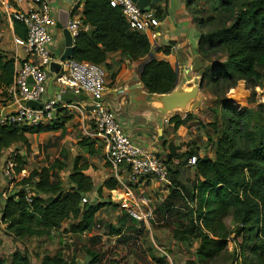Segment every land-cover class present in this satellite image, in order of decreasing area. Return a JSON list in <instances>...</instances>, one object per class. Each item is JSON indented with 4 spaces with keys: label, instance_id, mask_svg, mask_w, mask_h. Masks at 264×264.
I'll use <instances>...</instances> for the list:
<instances>
[{
    "label": "trees",
    "instance_id": "trees-1",
    "mask_svg": "<svg viewBox=\"0 0 264 264\" xmlns=\"http://www.w3.org/2000/svg\"><path fill=\"white\" fill-rule=\"evenodd\" d=\"M204 1L210 4V14L206 17L202 16L203 9L196 7V0L187 3L200 34L197 52L202 61H209L210 54L215 52H223L225 56L223 63L208 66L209 72L204 78L215 84L227 83L233 78L261 80L255 68L264 66V0ZM153 10L161 18L162 8L156 5ZM1 19L0 12V22ZM81 21L89 30L81 31L75 38L72 59L102 66L111 72L112 84L116 73L106 60L109 53L119 52L129 62L144 60L139 65L138 80L148 94L163 95L175 90L177 73L168 60L169 49L154 48L145 33L131 30L120 10L111 7L110 0H84ZM12 30L15 37H26L21 23L13 20ZM158 55L164 60L158 59ZM14 63L13 57L0 53V95L6 100V89L13 82ZM221 109L222 122L209 124L216 137L213 159L189 152L182 154L186 158L175 164L176 148H170L165 161L170 179L168 194L154 209V217L157 215L159 222L173 228L172 236L177 244L195 246L191 241L197 240L194 259L187 264H211L226 251L232 235L237 247L232 264H264V124L258 122L260 114L254 115L251 110L237 112L229 101L223 102ZM63 114L59 110L54 120L36 127L0 125V157L16 144L29 151L27 135L63 133L65 123L70 120V116ZM168 123L175 130L183 125L178 116L169 118ZM78 145L86 156L71 157L67 185L59 177L65 164L56 162L31 170L15 184L14 192L4 200L0 196V223L13 242L52 238L61 229L71 238L85 237L99 228L96 216L111 201L108 204L81 202L95 190L91 177L86 174L91 167L87 157L96 155L102 147L89 137ZM12 153L17 164L15 172L20 174L26 163ZM192 155L197 156L192 167L194 179L190 185L183 186L176 180L178 169L188 168L186 160ZM117 187L116 181L108 178L97 192ZM227 218L231 219L232 228L227 227ZM109 230L110 234H121L120 229L114 230L112 226ZM84 251L89 257L87 264H101L100 253L85 248ZM156 259L158 264H168L165 257ZM0 264H32V261L25 251L15 249L9 261L0 257ZM37 264L80 263L74 256L66 259L57 253L44 254Z\"/></svg>",
    "mask_w": 264,
    "mask_h": 264
},
{
    "label": "rangeland",
    "instance_id": "rangeland-1",
    "mask_svg": "<svg viewBox=\"0 0 264 264\" xmlns=\"http://www.w3.org/2000/svg\"><path fill=\"white\" fill-rule=\"evenodd\" d=\"M196 2L198 3L196 7L200 10L203 9L202 16H208L210 14V4L204 0H196ZM192 18L194 19L193 16ZM13 39L12 26L9 25L7 15L2 14L0 22V53L9 58H14L15 52H17L19 55L18 60H21L24 58L23 52L20 48H18L19 52L16 51ZM58 42H60V38L56 46H59ZM198 59L201 62V67L195 69L194 64H192L193 77L190 87L183 89L176 86L175 88V90L187 91L192 87H197L201 82L195 98L178 111L176 110L167 114L160 112L167 119L178 116L183 121V125L177 130L174 129L173 124H160L162 132L159 146H163V154L159 156L164 160L170 154L171 147L176 148L175 154L178 156L174 159V162L184 160L186 156L181 155L189 152H196L200 158L207 157L213 159L215 156L216 137L213 128L209 124L214 123L219 125L222 122L221 105L223 102L229 101L237 112L243 113L245 110H251L254 115L260 114L258 122L260 121V123L264 124V66L258 65L255 68L256 72L262 76V79L259 81H255L252 77H248L247 79L233 78L227 83L219 82L215 84L209 83L207 77L204 78V74L209 72L208 66L221 64L225 61L223 52L211 53L209 61H202L200 55ZM140 62H144V60L136 62L133 69H129L134 79L130 82L123 81L122 85L125 89L128 85L137 82ZM121 65H125L122 59L119 60V66L122 67ZM130 65H127L129 66L128 68H130ZM110 73L105 71L106 87H110ZM135 95L139 99L137 102L134 100L138 104V107L140 109L148 108L144 107V95H141L139 91L131 94V96ZM158 99H162V97L154 96L152 102L154 104L156 101L159 103ZM2 101L3 96L0 95V105L3 103ZM69 112L64 111L63 114L70 116V120L65 123L63 133L27 135L30 144L29 151L19 144L12 147V151L21 156L26 163L25 169L20 173V177L27 176L31 170L49 167L56 162H62L65 164V168L59 171V177L64 185L68 184L66 176L70 169L71 157L77 155L86 156L78 143L82 139L87 138V133L90 132V129L82 127L83 123L80 118L75 117L77 113L70 115ZM153 133L156 134V132ZM145 138H147L148 142H152L150 136H145ZM103 151V148L100 149L93 156L94 158L90 159L92 161L90 171L93 181L98 183L102 180L103 174L107 175L109 173L108 170L104 169ZM6 154L8 153L4 151L3 155ZM2 156L0 157V164L4 160ZM100 166L102 170L98 171ZM20 177L18 176L17 182L20 180ZM193 179L194 170L192 168L183 167L178 169L176 180L181 185H190ZM158 183H160L159 191L154 193L144 191L142 193V196L145 197L149 206L153 209H156L165 199L163 192L167 191L169 187V185L161 182ZM15 184L6 182L3 186L4 189L0 190L2 200L16 190ZM91 195V198L88 197V200L93 199V203L95 204H108L110 202L106 189L101 193L97 192ZM225 222L227 227L232 228L230 218H227ZM96 223H98L99 228H96L92 234H87L85 237L73 236L71 238L66 236L61 229L53 234L52 238H30L19 243L16 242L17 244L12 241L11 237L6 233L5 226L0 223V257L9 261L11 253L17 249L25 251L31 258L32 264H37L39 258L44 254L54 255L57 253L62 254L66 259L74 256L76 262L87 264L89 257H87L84 251L85 248L100 253L103 257L101 264H158L156 258L164 256V253H166L167 257L165 261L168 264H187V262L194 259L197 240L191 241L195 243V246L191 245V243L186 244L187 246L177 244L172 236L173 228L164 226L163 222H159L157 215H155L154 221L150 224V230L144 228H141V230L137 228L136 223L134 224L122 216L116 203L110 202L109 205L105 206L97 214ZM110 226L114 230L120 229L121 234H110ZM64 227L65 224L63 225V229ZM137 230H141V232ZM151 238L155 240L156 245L164 253H161V250L158 251L150 248ZM92 239H94L93 242H91ZM232 239L233 235L230 237L226 251L211 264H232L234 262L237 247Z\"/></svg>",
    "mask_w": 264,
    "mask_h": 264
},
{
    "label": "built area",
    "instance_id": "built-area-1",
    "mask_svg": "<svg viewBox=\"0 0 264 264\" xmlns=\"http://www.w3.org/2000/svg\"><path fill=\"white\" fill-rule=\"evenodd\" d=\"M17 0H0V12L7 15L9 22L17 21L26 29V37L14 36L16 49L22 50L24 58L18 60L15 52L14 77L12 84L6 89L7 100L0 105V125L14 127H36L54 120L59 110L85 112L84 118L90 124L87 137L95 139L104 150V163L109 166L111 178L118 187L110 191V200L118 205L120 211L136 222L137 228L150 230L154 221V209L149 206L140 190L147 180L153 179L169 185L166 160L161 158L144 142L134 141L125 133L124 124L119 116L105 103L106 85L105 71L102 66L90 62H79L72 57L60 61V54H54L57 35V12L52 9L50 0H26L28 10H19ZM84 0H73L68 15L66 29L72 43L77 35L89 30L79 15V7ZM113 8H118L133 31L145 33L152 43L158 37L155 31L159 26V18L152 10L142 11L131 0H110ZM63 38V37H62ZM51 62H58L61 70L53 76L52 95H47V82L52 77L49 73ZM56 93H53L55 92ZM70 95L73 98H65ZM87 97V100L83 99ZM27 102H34L40 107H28ZM168 123V119H163ZM85 123V122H84ZM85 128V126H83ZM155 143L156 137L150 136ZM7 152V151H6ZM0 164V174L10 183H17L15 154L9 149ZM197 156H189L185 166H195ZM177 164V162H174ZM22 179V177H20ZM87 199H82V204ZM150 248L161 250L151 238ZM166 260V253H164Z\"/></svg>",
    "mask_w": 264,
    "mask_h": 264
},
{
    "label": "crops",
    "instance_id": "crops-1",
    "mask_svg": "<svg viewBox=\"0 0 264 264\" xmlns=\"http://www.w3.org/2000/svg\"><path fill=\"white\" fill-rule=\"evenodd\" d=\"M72 3L73 0H50L51 7L57 12V15L63 9H65L69 15L72 9ZM187 3L188 0H161L157 4L162 8L163 14L161 18H159L160 23L155 30L159 35L153 42L154 48L169 49L170 55L168 56V60L174 65V68H177V87H182L183 89L190 87V84L192 82L191 79L193 77V72L191 68L192 64H194V60L198 59L199 57L197 52V43L200 36L199 31L194 25L192 15L187 10ZM16 6L19 10L24 11L28 10L29 8L26 0H17ZM155 6L156 5L151 7L152 11H154L153 8ZM82 12L83 6H80L79 15L81 17ZM9 25L12 26L10 22ZM56 38L57 41L60 38V42H58L59 46L53 48V53L55 55L60 54L62 51H64L65 48L62 36L57 35ZM16 51H18V49H16ZM156 57L160 60H164L163 56L158 55ZM120 59H122L125 64L121 65L122 67L119 66ZM135 63L136 62H129L128 60H126L125 57L122 56L119 52L108 54L106 64H109L111 66L112 72L116 73V78L114 79L112 84L110 79V87H106L105 103L107 104L109 109H111L119 116L124 124L125 133L129 137H131L134 141L144 142L146 144V147L152 148L158 153V155H161L163 154V146H159V139L161 138L162 132L160 124L164 123L163 119L166 118V116H162V114L160 113V104L157 101L155 102V104L152 102L153 97L158 95L148 94L139 80H137V82L133 84L128 85L126 89L122 85L123 81L130 82L134 79V76L129 71V69H133ZM129 64H131L130 68H128L129 66H127ZM105 71L107 72V70ZM136 91H139L141 95H144V107L148 108L140 109L138 107V104L135 103L134 100H136L137 102V100L139 99L136 97V95L131 96V94ZM53 93H56V91ZM47 95L50 96L48 93ZM83 99L87 100V97L83 96ZM5 100L6 98L3 97L2 102L4 103ZM3 103L1 105H3ZM64 111H72L69 112L70 115H72L73 113H77L75 117L80 118L83 123L82 127H87V124H90V122H87L84 119L87 115L85 112L82 116V113L76 112L74 110L63 109V112ZM153 132H156V134H154ZM145 136H155V143H149ZM92 158L94 157H87L90 163H92V161H90V159ZM104 169L108 170L109 173H107V175L103 174V178L100 183L93 181V177L90 171L91 167L86 171V174L91 177L93 186L95 188L94 191L89 193L88 197L92 196L91 194H96L97 189L103 184V182L106 179L111 178V171L109 166L105 164ZM100 170H102L101 166L98 168V171ZM5 184L6 181L0 174V190L4 189L3 186ZM159 187L160 183H158L156 180L150 179L146 181V184L141 187L140 190L142 191V193L144 191L148 193H154L156 191H159ZM110 191L112 190H107L109 201H111ZM167 193V191H164L163 196L166 197ZM90 202L93 203V199L90 200ZM120 213H122V216L124 215L122 211H120Z\"/></svg>",
    "mask_w": 264,
    "mask_h": 264
},
{
    "label": "water",
    "instance_id": "water-1",
    "mask_svg": "<svg viewBox=\"0 0 264 264\" xmlns=\"http://www.w3.org/2000/svg\"><path fill=\"white\" fill-rule=\"evenodd\" d=\"M136 4V6L142 11H149L151 7L157 5L161 0H131ZM68 19V13L65 9L61 10L57 16V29L61 31L63 41H64V51L60 56V61H64L65 59H69L72 56L73 51V43L72 38L67 31L66 23ZM201 67V62L198 59L194 60V68L199 69ZM61 70V65L58 62H51L49 65V73L52 77L47 82V93L51 95L53 89V76L59 74ZM177 73V68H175ZM201 82L198 84L197 87H192L187 91L182 90H173L171 93L158 95L161 96L162 99H158L160 106V112L166 114L167 111L171 110H179L184 108L192 99L195 98L198 88L200 87ZM65 98L72 99L73 97L70 95L64 96ZM26 106L28 107H40V105L35 104L34 102H27Z\"/></svg>",
    "mask_w": 264,
    "mask_h": 264
},
{
    "label": "bare ground",
    "instance_id": "bare-ground-1",
    "mask_svg": "<svg viewBox=\"0 0 264 264\" xmlns=\"http://www.w3.org/2000/svg\"><path fill=\"white\" fill-rule=\"evenodd\" d=\"M174 111H176V110L167 111L166 114L169 113V112H174ZM177 111H178V110H177Z\"/></svg>",
    "mask_w": 264,
    "mask_h": 264
}]
</instances>
